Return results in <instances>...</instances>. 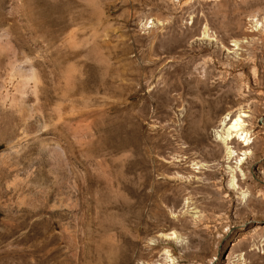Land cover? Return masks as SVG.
Returning a JSON list of instances; mask_svg holds the SVG:
<instances>
[{"label":"rangeland","instance_id":"374dc122","mask_svg":"<svg viewBox=\"0 0 264 264\" xmlns=\"http://www.w3.org/2000/svg\"><path fill=\"white\" fill-rule=\"evenodd\" d=\"M0 264H264V0H0Z\"/></svg>","mask_w":264,"mask_h":264},{"label":"bare ground","instance_id":"6f19581e","mask_svg":"<svg viewBox=\"0 0 264 264\" xmlns=\"http://www.w3.org/2000/svg\"><path fill=\"white\" fill-rule=\"evenodd\" d=\"M240 113L241 112L239 111L235 118L230 119L232 123L221 133V135H224L222 140L223 143H226L227 140H231L232 138L241 141L245 146L251 143V134L249 132V129L245 128V124L243 122V118L246 117V115H241ZM224 121L225 120H223V123Z\"/></svg>","mask_w":264,"mask_h":264}]
</instances>
